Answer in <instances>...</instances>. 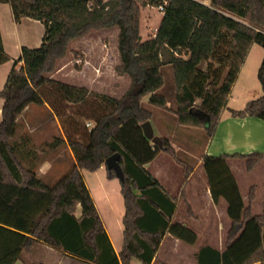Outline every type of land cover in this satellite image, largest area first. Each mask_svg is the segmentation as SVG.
Instances as JSON below:
<instances>
[{
    "label": "trees",
    "instance_id": "trees-1",
    "mask_svg": "<svg viewBox=\"0 0 264 264\" xmlns=\"http://www.w3.org/2000/svg\"><path fill=\"white\" fill-rule=\"evenodd\" d=\"M165 0H143L142 5ZM165 13L155 34L142 39L138 0H0L9 3L14 19L42 21L46 32L37 48L23 47L0 96L4 99L0 123V264H18L23 252L45 243L77 259L94 264H131L133 258L151 264L166 233L188 243L196 234L172 223L177 199L145 167L160 152L172 156L184 168L185 196L193 167L181 161L169 140L152 143L142 123L151 119L142 99L168 109L160 92L165 85L162 68L172 65L176 85L175 114L182 125L204 128L213 136L231 89L253 44L264 48V0H167ZM119 28V76L131 78L129 90L120 98L90 91L47 76L55 61L63 57L69 42L93 29ZM10 59L0 30V65ZM24 65L17 68L19 62ZM264 92V58L258 71ZM197 100L200 102L197 104ZM31 104L49 105L60 118L66 141L75 157L74 165L53 185L44 182L33 165L19 158L18 119ZM193 109V111H191ZM233 116H255L264 120V93ZM92 127H87V122ZM60 139L56 138L55 142ZM64 140V139H61ZM120 153L125 173L119 179L106 166V159ZM227 157L247 159L250 171L264 153L206 156L204 168L215 201L223 197L233 223L220 251L203 247L198 264H264V213L253 215L245 207ZM106 167L109 178H118L124 198L123 245L119 255L107 235L103 219L82 170ZM81 207V216L76 215ZM37 264V263H30Z\"/></svg>",
    "mask_w": 264,
    "mask_h": 264
},
{
    "label": "crops",
    "instance_id": "crops-1",
    "mask_svg": "<svg viewBox=\"0 0 264 264\" xmlns=\"http://www.w3.org/2000/svg\"><path fill=\"white\" fill-rule=\"evenodd\" d=\"M203 2L208 5V2H210V0H206ZM0 30L4 49L10 57L7 62H4L0 65V91H2L11 69L14 67L16 60L21 56L22 48L39 47L43 42V38L46 32V26L42 21L29 17H23L20 21H16L14 19L11 5L9 3H2L0 4ZM263 58V46L258 43L253 44L248 53L246 61L240 70L238 78L231 89L227 105L222 110L214 134L213 136L208 138L204 145V148L202 149L201 156L197 159L198 161L196 162V164H193L192 166L193 171L187 183L185 184L184 197L180 195L185 182L184 168L176 163L169 154L160 152L152 161L145 164L146 169L156 179H158V181L169 193V195L177 199V207L172 218V223L181 224L192 230L196 234L195 242L188 243L172 233H166L157 252V255L151 264H198V255L203 247L211 246L220 251H225L227 249L228 246L226 244V240L233 220L228 213L227 200L221 197L218 201H215L212 196L210 181L204 169V159L206 156L234 154L249 155L257 152L264 153V120L255 116L236 117L232 114V110H242L250 101L257 99L263 95L264 92L258 77V71ZM90 63V60H87L86 65L90 66ZM23 65L24 63L21 61L18 63L17 68H21ZM115 74L118 75L116 72ZM89 80L91 84L95 81L94 77L92 79L90 78ZM86 87L89 88L90 91L104 93L102 92V90L93 89L90 86ZM111 96L115 97L112 94ZM121 96H118V98ZM149 98L150 95H147V102H149ZM3 105L4 99L0 96V123L2 121ZM46 107L50 111V113L53 114L52 119L56 122L63 135L55 136V140L56 138L60 139L58 142L53 141V143H46L45 145L50 146V148L56 151L60 146L66 144L71 151L73 159L75 160L73 151L66 141L65 133L61 126L62 124L60 123V118L55 114L54 110L48 104L46 105ZM38 108L42 107H39V105L35 104L29 105L18 119L19 135L17 134L18 137L16 138V141H14L19 146V153L21 155L20 157L24 162H31V160L37 158V151L32 148L33 144L31 143L32 140L29 134L35 131L37 128L46 125V121L43 119L42 121L39 120L37 124L38 126L36 127H34L36 122H29V119H33L35 113L39 112ZM21 120H24V123L26 122L24 126H26L28 133L26 131L19 132V123L21 122ZM92 124L93 123L91 122V125ZM180 129L182 130L183 127H178V130ZM183 130H187V132L189 133H197V131H195L197 129L194 128ZM198 134L202 135L204 134V132L202 133L200 131L198 132ZM172 143L176 146L174 142ZM165 158H168V160L171 161V165H168L169 163ZM226 161L228 163V166L230 167L232 175L235 177L238 183L245 207L250 205L249 192L250 188L255 185L257 187V196L256 199L251 203L252 213L253 215L263 214L264 159L256 166H254V168H252L250 171L247 170L246 158L227 157ZM166 164L168 165V168ZM51 168L52 164L48 160H45L44 164H42V166H40L39 168L41 171L38 170V176L44 181V174L47 173ZM102 169L105 170V172L101 171ZM85 171L86 169L82 170L84 180L91 191L93 199L95 200L96 206L103 219L105 230L113 245V248L119 255L123 245L124 226L123 237H121L122 234L119 235L120 237L118 235L114 237L111 229L106 226L105 217L102 212L101 206L98 204L93 194V188L90 185L87 177L90 176L89 178L92 179L95 183L94 186L104 191L103 193L107 197L108 202H110L109 199L112 200V198L107 189H114V191H117L118 178H109L105 166H102L94 172L90 171L94 174V176H86ZM243 189H246V192ZM111 202V209L114 210L115 205L113 204V202ZM78 209L80 211L79 214L76 215L80 217L82 212L81 207L79 206ZM181 209H184L185 212L180 213ZM114 214L118 216V210L117 213L114 210ZM123 216L121 217L123 218ZM36 245L44 248H54L45 243H37ZM59 251L63 252L61 250ZM64 254L66 255V257L60 261H64L65 259H74L77 260L80 264H94L90 261L77 259L67 253ZM136 261L137 258H133L131 264H134ZM37 264L42 263L39 262Z\"/></svg>",
    "mask_w": 264,
    "mask_h": 264
},
{
    "label": "rangeland",
    "instance_id": "rangeland-1",
    "mask_svg": "<svg viewBox=\"0 0 264 264\" xmlns=\"http://www.w3.org/2000/svg\"><path fill=\"white\" fill-rule=\"evenodd\" d=\"M138 2L140 4L141 10V36L143 40H146L156 34L161 22V18L164 14H162L159 6L151 4L146 6L142 5L143 0H138ZM208 3L210 4V2ZM118 34V27L93 29L83 37L70 41L66 54L55 61L54 70L51 73H47L46 75L69 84L86 85L92 87L93 89L102 90L104 93L101 94H112L117 98L118 96H123L131 86V78L128 75L120 77L115 74V67L121 62L118 50ZM87 60H90V66L86 65ZM162 72L165 77V85L160 90V92L168 99V109H161L151 105L146 101L147 96L142 99L143 105L152 114L150 120L152 121L155 135L169 140V142L175 148L178 158L181 161L193 166V164H196L198 161L197 159L201 156L202 149L204 148V145L209 137L204 128L185 126L179 122L177 115L174 113L177 109V98L173 66H164L162 68ZM93 77L95 81L92 83V85L89 79H92ZM199 102L200 100H197V104ZM39 107H42L38 108L39 112L35 113L33 119H29V122H36L34 127L38 126L37 124L39 120L42 121L43 119L46 121L45 126L39 127L29 134L32 140L31 143L33 144L32 148L37 151V158L31 160V162L23 161V165L25 167H29L34 164L35 167L37 166L36 173L38 175L40 166L44 164L45 160H48L52 164V168L47 173H45L43 177L47 184L53 185L68 170H70V168L74 165L75 160L73 159L71 151L66 144L60 146L56 151L50 148V146L45 145L46 143H53V141H55L54 138L56 135L62 136L63 134L56 122L52 119L53 114L50 113L46 105H39ZM25 123L24 120H21L19 123V132L26 131L28 133L26 126H24ZM92 125L90 127H92ZM61 126L63 128V125ZM178 127H183V129L194 128L197 129L195 130L197 133H189L187 130L183 129L178 130ZM200 131L202 133L204 132V134H198ZM18 135L15 137V141ZM172 142H174L176 146ZM20 156L21 155H19V158L22 160ZM165 159L168 161V165H171V161L168 160V158ZM262 160H260L258 163H260ZM168 165L166 164L167 168ZM101 171L105 172L103 169ZM85 174L86 176H94V174L88 170L85 171ZM89 177L90 176L87 177L88 181L93 188V194L98 204L101 206L105 217L106 226L111 229L114 237L121 234V237H123L121 216L124 214V201L120 192L119 179L117 180V191H114V189H107L112 198V200L109 199V201H112L115 205L114 210L116 213L118 210L117 216L114 214V210L111 209L112 206L110 202L107 201V197L103 193L104 191L98 187H95L94 181ZM243 190L246 192V189ZM79 211L80 210L77 209L76 214H79ZM184 212V209L180 210V213ZM262 240L264 245V233ZM65 257L66 255L63 252H60L59 249L44 248L40 247L39 245H35L32 252H23L18 264L39 262L42 264H80L74 259H65L64 261H60ZM134 264H142V262L137 259Z\"/></svg>",
    "mask_w": 264,
    "mask_h": 264
},
{
    "label": "water",
    "instance_id": "water-1",
    "mask_svg": "<svg viewBox=\"0 0 264 264\" xmlns=\"http://www.w3.org/2000/svg\"><path fill=\"white\" fill-rule=\"evenodd\" d=\"M92 1V0H90ZM193 111V109H191ZM142 128L144 135L152 141L155 145L162 146L163 145V140L162 137L155 135L154 133V128L152 125V122L150 120H147L142 123ZM120 153H114L110 157L106 159V166L109 170H114L116 175L118 176L119 179H123L125 176V173L122 169V166L120 165Z\"/></svg>",
    "mask_w": 264,
    "mask_h": 264
},
{
    "label": "built area",
    "instance_id": "built-area-1",
    "mask_svg": "<svg viewBox=\"0 0 264 264\" xmlns=\"http://www.w3.org/2000/svg\"><path fill=\"white\" fill-rule=\"evenodd\" d=\"M167 3H168L167 0H165V1H164V4H162V5L159 6V8H160L162 14L165 13V5H167ZM87 126L90 127V126H91V122H88V123H87Z\"/></svg>",
    "mask_w": 264,
    "mask_h": 264
}]
</instances>
